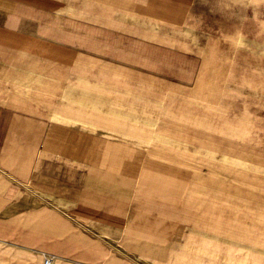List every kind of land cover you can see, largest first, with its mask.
Masks as SVG:
<instances>
[{"label": "crops", "instance_id": "crops-1", "mask_svg": "<svg viewBox=\"0 0 264 264\" xmlns=\"http://www.w3.org/2000/svg\"><path fill=\"white\" fill-rule=\"evenodd\" d=\"M264 264V0H0V264Z\"/></svg>", "mask_w": 264, "mask_h": 264}, {"label": "built area", "instance_id": "built-area-1", "mask_svg": "<svg viewBox=\"0 0 264 264\" xmlns=\"http://www.w3.org/2000/svg\"><path fill=\"white\" fill-rule=\"evenodd\" d=\"M53 263V259L50 256H45L42 260V264H52Z\"/></svg>", "mask_w": 264, "mask_h": 264}]
</instances>
